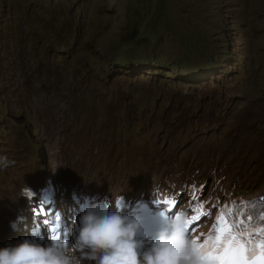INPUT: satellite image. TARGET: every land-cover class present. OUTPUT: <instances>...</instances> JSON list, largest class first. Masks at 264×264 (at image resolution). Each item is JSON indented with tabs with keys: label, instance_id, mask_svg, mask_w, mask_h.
Wrapping results in <instances>:
<instances>
[{
	"label": "rangeland",
	"instance_id": "obj_1",
	"mask_svg": "<svg viewBox=\"0 0 264 264\" xmlns=\"http://www.w3.org/2000/svg\"><path fill=\"white\" fill-rule=\"evenodd\" d=\"M160 1L0 0V147L27 132L44 158L27 159L22 173L45 162L62 183L76 177L102 184L105 195H162L194 178V162L203 172L211 161L182 151L185 138L163 139L160 115L188 122L207 102L241 113L225 131L248 128L250 116L264 128V0ZM149 26L155 43L141 41ZM123 119L144 122L150 135L128 136ZM249 150L251 175L260 162L252 144L237 146L234 158ZM0 157L10 160L5 150ZM207 175V189L222 192L214 172ZM251 188L264 193V180Z\"/></svg>",
	"mask_w": 264,
	"mask_h": 264
},
{
	"label": "clouds",
	"instance_id": "obj_2",
	"mask_svg": "<svg viewBox=\"0 0 264 264\" xmlns=\"http://www.w3.org/2000/svg\"><path fill=\"white\" fill-rule=\"evenodd\" d=\"M231 109L234 114L241 115L233 106ZM231 120L241 121L230 119L229 122ZM248 133V128L235 125L228 131L224 129L218 136L215 132L211 133L208 142L182 145L181 150H188L194 160L204 157L210 159L211 162L200 172L208 183L207 174L214 172V177L218 178L217 183L221 184L223 191L214 189L213 192L221 193L227 200L234 198L233 192H248L246 198L256 200L264 211V196L249 191L253 182L264 180V158L259 156L257 147L252 144L260 162L251 175L245 172V167L253 156V150L244 154L241 160L234 158L237 146L249 144L242 142ZM219 146L225 147L223 152L216 149ZM149 147L156 146L150 144ZM39 148L40 145L27 132L5 147L4 144L0 147L1 153L5 150L10 156V160L0 157V169L15 177L10 180L0 172V264H200L195 245L188 237V219L184 213L174 216L161 213L162 224L151 235L149 246L146 247L145 238H141L140 217L122 214L124 198L101 193L102 184L86 185L76 177L73 181L62 183L45 162L22 173L25 168L31 167L25 164L30 157L34 156L37 162L44 160L37 152ZM191 166L200 170L196 162ZM169 167L170 164L163 166L165 169ZM36 170L39 172L37 176L34 175ZM189 170L193 171V168ZM238 177H241L240 184L224 186L234 183ZM189 181L171 183L166 191L175 192L177 189L181 192V186ZM174 185L177 188H173ZM92 186H97L98 190H89ZM90 191L100 195L98 200L101 202H90L88 199L94 195ZM208 193L215 195L207 192L204 197H208ZM184 197L179 193V198ZM40 204L51 209L43 217L34 212ZM80 204L81 215L71 239L65 208ZM211 225H208V229ZM54 235L59 237L52 238Z\"/></svg>",
	"mask_w": 264,
	"mask_h": 264
},
{
	"label": "trees",
	"instance_id": "obj_3",
	"mask_svg": "<svg viewBox=\"0 0 264 264\" xmlns=\"http://www.w3.org/2000/svg\"><path fill=\"white\" fill-rule=\"evenodd\" d=\"M141 1V0H140ZM162 1H160L159 6H162ZM136 28L132 27L131 29L134 28L136 30V34L140 35V30L138 24L136 25ZM147 32H144L145 38L141 40L144 43H155V40L151 39L150 35L148 34L151 32V26L147 28ZM151 34V33H150ZM137 35V39L138 38ZM152 36V34H151ZM153 38V37H152ZM157 46V45H155ZM228 51V50H227ZM230 53V51H229ZM214 54V53H213ZM230 55V54H228ZM194 80V79H193ZM182 82L184 79L181 80ZM192 81V80H189ZM187 81L186 83H188ZM205 81H200V83H203ZM205 103H201L199 109H195L190 117L188 122L183 121L181 118H172V117H163L162 115L159 116L158 121L156 122V126L158 128V133L162 136L163 139L165 140H175L177 139L178 141L182 138H185L183 142H186L189 144H192L194 142H201V141H210L211 139V133L215 132L216 136L219 135V133L223 132L224 128L228 124L230 119H239L241 120V115L234 114L232 112L231 107L225 108V109H220L218 106H216L214 103H209L205 105ZM255 116H250V122L247 123L248 126V131L249 133L245 135L244 137L246 139H242V142L244 143H251L253 146H264V128H259L254 122ZM121 126L126 128L129 132L130 137L136 139L139 141V136L146 137L150 135V131L147 128V124L144 122H132L129 119H123L121 121ZM180 128L187 129L188 131H181ZM210 134V135H209ZM201 137V138H200ZM155 136L151 137V140L154 142ZM157 139V138H155ZM151 141V142H152ZM183 145V144H181ZM137 143H134L133 145L130 146H125V149L127 152L130 151V148H136ZM252 154L254 155V151H252ZM259 156L261 158H264V156H261L259 153ZM132 161H129L128 164L126 165V168L131 166Z\"/></svg>",
	"mask_w": 264,
	"mask_h": 264
},
{
	"label": "snow or ice",
	"instance_id": "obj_4",
	"mask_svg": "<svg viewBox=\"0 0 264 264\" xmlns=\"http://www.w3.org/2000/svg\"><path fill=\"white\" fill-rule=\"evenodd\" d=\"M202 209L203 205L197 209V214L187 221V225L192 224L194 220H199L201 216L206 214ZM48 211L51 209L41 204L34 209L35 214L42 217ZM228 216H231V211L227 215L224 211L220 212L212 230L200 248L206 251V254L215 260L216 264H264V229L257 230L260 240L254 243L253 239L250 238L251 233L246 228L240 227L244 221L237 218L236 221L230 223ZM57 219H59L58 215ZM248 219L251 220V217L249 216ZM44 223L47 221L44 220ZM57 237L59 235L52 236V238ZM192 242L194 245L196 244L195 240Z\"/></svg>",
	"mask_w": 264,
	"mask_h": 264
},
{
	"label": "bare ground",
	"instance_id": "obj_5",
	"mask_svg": "<svg viewBox=\"0 0 264 264\" xmlns=\"http://www.w3.org/2000/svg\"><path fill=\"white\" fill-rule=\"evenodd\" d=\"M53 171V170H52ZM96 191V190H95ZM125 192H123V191H120V192H118V194H115L116 196H121L122 194H124ZM175 193H180V195H181V197H183L182 196V192H180L179 190H175ZM142 195H144V196H146V192H142L139 196H142ZM260 195H263L264 196V193H261V194H259V195H257V196H260ZM146 197H153V195H148V196H146ZM186 202H188V201H186ZM185 202V203H186ZM187 204H189V202L187 203ZM191 206H190V204L188 205V207L187 208H190ZM185 208V207H184Z\"/></svg>",
	"mask_w": 264,
	"mask_h": 264
},
{
	"label": "flooded vegetation",
	"instance_id": "obj_6",
	"mask_svg": "<svg viewBox=\"0 0 264 264\" xmlns=\"http://www.w3.org/2000/svg\"><path fill=\"white\" fill-rule=\"evenodd\" d=\"M184 205H185V204H184ZM184 205L182 206V209H181V210H182V211L188 210V209H185V208H184Z\"/></svg>",
	"mask_w": 264,
	"mask_h": 264
}]
</instances>
